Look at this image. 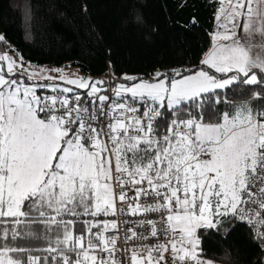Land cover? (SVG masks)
<instances>
[{
    "label": "snow or ice",
    "instance_id": "obj_1",
    "mask_svg": "<svg viewBox=\"0 0 264 264\" xmlns=\"http://www.w3.org/2000/svg\"><path fill=\"white\" fill-rule=\"evenodd\" d=\"M214 2L199 64L147 78L40 83L0 34V264H205L225 222L264 249V0Z\"/></svg>",
    "mask_w": 264,
    "mask_h": 264
},
{
    "label": "trees",
    "instance_id": "obj_2",
    "mask_svg": "<svg viewBox=\"0 0 264 264\" xmlns=\"http://www.w3.org/2000/svg\"><path fill=\"white\" fill-rule=\"evenodd\" d=\"M217 6L214 0H0V34L26 63L73 67L93 79L147 78L199 64L211 45ZM137 15L139 25L131 22ZM258 245L242 223L225 222L202 239L201 258L258 264Z\"/></svg>",
    "mask_w": 264,
    "mask_h": 264
},
{
    "label": "rangeland",
    "instance_id": "obj_3",
    "mask_svg": "<svg viewBox=\"0 0 264 264\" xmlns=\"http://www.w3.org/2000/svg\"><path fill=\"white\" fill-rule=\"evenodd\" d=\"M29 67V71L31 72H36L38 73V75L35 77V80L37 82H40V83H44L46 82V80L43 79L44 76H47V75H52L54 77H59V76H64L65 78H68V79H72V78H76V77H85V78H88L84 75H82L78 69L76 68H73V67H67V68H62V72H55V71H49V70H52V69H48L46 67H43V66H38V65H34V64H31V63H26V67ZM55 69V68H54ZM57 69V68H56ZM43 70V71H41ZM28 83H31L32 81H27ZM49 83H53V81H47ZM54 83L60 85L61 87H64V86H67V87H73L71 85H66L62 80L60 79H57L54 81Z\"/></svg>",
    "mask_w": 264,
    "mask_h": 264
},
{
    "label": "built area",
    "instance_id": "obj_4",
    "mask_svg": "<svg viewBox=\"0 0 264 264\" xmlns=\"http://www.w3.org/2000/svg\"><path fill=\"white\" fill-rule=\"evenodd\" d=\"M114 78H113V76L110 74V73H108V75H106V78H105V80L107 81V80H113ZM41 91H43V90H41ZM244 226H246V228L250 231V229H249V226L248 225H246V224H244V223H242ZM250 233L252 234V232L250 231ZM253 235V234H252ZM203 261H205V264H216V263H213V262H210V261H207V260H205V259H203V258H201ZM260 261H264V249H261V255H260Z\"/></svg>",
    "mask_w": 264,
    "mask_h": 264
},
{
    "label": "crops",
    "instance_id": "obj_5",
    "mask_svg": "<svg viewBox=\"0 0 264 264\" xmlns=\"http://www.w3.org/2000/svg\"><path fill=\"white\" fill-rule=\"evenodd\" d=\"M214 29H216V23H215V28H214ZM214 31H215V30H214ZM214 31H213V32H214ZM213 32H212V33H213Z\"/></svg>",
    "mask_w": 264,
    "mask_h": 264
}]
</instances>
